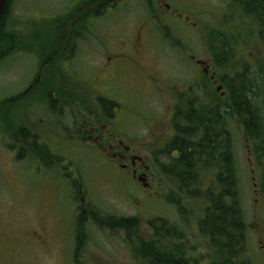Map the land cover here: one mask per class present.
<instances>
[{
    "label": "rangeland",
    "instance_id": "374dc122",
    "mask_svg": "<svg viewBox=\"0 0 264 264\" xmlns=\"http://www.w3.org/2000/svg\"><path fill=\"white\" fill-rule=\"evenodd\" d=\"M74 1H77V4L73 7ZM81 1L10 0V21L17 22L15 30L18 29L23 34L28 35L29 43L27 46L31 53L29 55L21 53L12 55L0 61V127L1 124L4 126L14 124L15 112L16 109L20 108L21 103H10L9 99L22 93L25 87L31 83L35 68L32 56L35 57L37 54H41V50H47L49 47L52 49L58 45V40H51L53 34L61 29L66 21L69 22L68 15H64V13L72 7L71 10L75 9ZM161 1V4L167 2L170 6V10H166L170 14H166V21L164 22L166 25L163 24V26L166 27L167 30H165L171 36V40L167 38L165 44L170 45L174 41L176 46L174 48L167 46L156 52V60L159 62L157 65L154 59H149L148 55L144 56L142 61L150 69L153 65L161 68L162 76L164 75L163 79L167 77L176 82L168 87L176 89L178 93H184L188 84L191 83V79L196 77V68L191 63L192 61L188 60L192 57L191 54H188L187 59L182 50L191 48L192 54L195 56L194 62L201 61L212 64L209 60L211 57L207 52V45L211 43L214 45L213 34L210 33L211 36L209 34L211 30L222 33L228 39L239 37L238 48H243L242 56H249V60H253L250 58V52L254 58L258 51H261L257 40L258 35L248 36L246 29L242 27L243 23L247 25L249 21L242 18L244 7L240 0ZM155 3L157 4V0H153L152 4ZM127 4L126 9L119 10V13H127V16L105 15L99 22L100 26L117 30V41L126 39L132 30L136 31L138 27H141L142 22L147 28L153 26L151 22L146 20L151 5L146 12L144 0H128ZM154 8L155 6L151 7L152 13ZM232 12L234 13L233 16L226 17ZM60 15L63 17L60 18ZM57 19L60 20L57 21ZM113 19L117 21V25L112 24L111 20ZM159 19L162 20L161 18L152 20L154 25L157 22L158 27L162 26L159 25ZM79 25L77 27H83V24ZM208 34L209 41H205ZM113 40L114 38L106 35L102 42V56L95 58L96 61H94L92 54L87 52V54L80 56L81 60H78L77 63H72L71 69L77 73H82L86 64V71L95 73L97 70L95 66H104L108 64L110 59L113 62L119 61L118 56L108 58L109 52L116 54L122 50L120 46L111 44ZM181 48L183 49L181 50ZM42 58L44 59L43 55ZM212 70L216 72L215 69L212 68ZM136 83H134L136 88L142 89L141 84L136 85ZM159 84L161 88L166 87L161 85L160 80ZM209 87V90H216L211 82ZM194 91L197 94L196 87ZM133 96V105L137 106L139 110L141 107L143 112L147 110L158 122L169 120L171 115L166 117L164 114L167 110L171 114L173 107L178 105L174 100L162 102V100L149 95L147 89H143L142 92L137 90ZM38 104H33L29 111H36L38 116L42 117L44 106H37ZM76 115L78 117L79 112H76ZM141 125V120L137 123L136 119L128 121L125 119L123 123V127L129 132L134 130L138 137L142 134V131L140 132ZM229 129L234 141V153L238 163V188L246 223L247 255L251 264H264V204L262 196L256 193L257 189L253 187V183H257V180L253 182L252 178H257V175L256 172L251 174L250 171H254L255 167L248 163L249 160L251 161L246 148L249 144L246 142L243 135L244 131L235 117L230 120ZM5 141L6 144L2 147ZM10 142L12 141L9 138H0V226H4L6 233L10 236L12 244L8 248L12 250L7 253L0 252V264L66 263L65 259L62 260L56 255L43 253L46 250L38 249L33 244V240L25 235L42 232L46 236L48 245L52 246L51 250L57 247L58 251L59 243L62 242L61 240L58 241V237H61L63 240L65 239L63 243L67 245V253L70 252L71 254V246L73 249L72 244L76 231L74 225L75 210L71 195L74 186L80 184V180L73 174L81 176L86 193L84 195L86 201L77 202L75 206H79L81 209H85L87 205L94 206L100 211L97 216V220L100 221H103V217L106 218V216L135 218L138 223L137 234L145 240L151 235V230L147 227L149 219L151 221L161 217L170 223L178 222L179 224L175 225L183 227L190 240L188 247L193 249L192 253L195 260L199 264L209 263L207 259L202 258L207 253V246L197 228V221L200 216H203L204 203L199 198H193L191 205H186L188 208L186 212L187 221L181 223L180 216L174 206L168 203L167 195L173 186L165 173H161L160 165H150V187L143 189L140 183L122 182L119 173L112 169L113 166L109 165L110 162L103 158L101 151L82 147L73 148L67 152V162L70 166L67 163H62L57 168L52 167L45 175L42 174V169L36 172V165L34 164L16 163L11 157L10 149L13 145ZM136 149L142 158L148 157L145 149ZM62 166H66L65 169L70 174V181L63 178ZM207 175L204 177L209 178V173ZM204 181L207 186L209 180L206 181L205 178L200 184ZM82 196L83 194H80V197ZM171 197L175 198V196ZM90 234H93L94 237H90L91 241L85 246L84 253H82L83 264H141L137 259L144 260L140 252L142 248L135 241L129 242L123 231L105 230ZM11 241H8L9 244ZM68 261L67 259V263L70 264ZM80 263L81 261L78 264Z\"/></svg>",
    "mask_w": 264,
    "mask_h": 264
},
{
    "label": "flooded vegetation",
    "instance_id": "af4514ba",
    "mask_svg": "<svg viewBox=\"0 0 264 264\" xmlns=\"http://www.w3.org/2000/svg\"><path fill=\"white\" fill-rule=\"evenodd\" d=\"M76 2L72 3V5L74 4L73 7L77 4ZM152 2L153 0H144L146 12L149 5L151 7L155 6L153 13L151 7L149 8L147 15L149 14L150 17L148 15V19H146L153 26L147 28L143 22L141 27H138L136 31L132 30L126 39L117 41V30L100 26L99 22L105 15L116 14L118 17L126 15L127 13L124 12L119 13V10L127 8L128 0H82L76 6L73 15L68 16L69 22L66 21L65 25L53 34L51 40H58V45L52 49L49 47L47 50H41V54H37L35 57L32 56L35 68L31 83L25 87L22 93L9 99L10 103H21L20 108L16 109L14 124H6L5 126L2 124L0 127V138H9L12 141L10 143L13 147L10 152L16 163L34 164L36 165V172L42 169V174L47 175L52 167L57 168L62 163H67L70 166L67 162V152L73 148L83 147L101 151L103 158L110 162L109 165L113 166L109 167L119 173L122 182L140 183L143 189L150 187V165L161 166V164L166 163V156L163 152L166 150L167 144L176 136L175 113L178 111L177 108L181 105L184 97L183 92L178 93L176 89L168 87L176 82L169 80L167 77L163 79L164 75L162 76L161 68L156 66L159 64L156 60V52L167 47L165 42L168 38V32L164 27L166 25L164 22L168 13L166 10H170V6L167 2L161 4V0H157V4H152ZM70 5L69 8H71ZM233 14L232 12L226 17H231ZM157 18L162 19L158 20L159 25H162L160 27L157 26V22L156 25L152 22ZM242 18L249 21L247 25L242 24V27L246 29V35H258L257 40L261 51H258L254 58H252V52H250V58L253 60H249V56H242L243 48L237 46V61L239 62V68L245 69V66H247L251 72H255L254 76L258 84L261 85L264 84V41L261 38L262 29L257 23L259 16L256 17L255 14L248 15L244 11ZM111 22L117 25L115 19ZM78 24H83V27H77ZM106 35L112 39L114 38L111 41L112 45L122 48L116 54L109 52L110 55L108 56V58L118 56L119 61L113 62L109 58L108 64L95 66L97 69L95 73L87 72L86 64L82 73L73 71L71 69L72 63H77L78 60H81L80 56L87 54V52L92 54L94 61H96L95 58L103 55L102 42ZM245 45L247 46L246 42ZM175 46V44L172 45V47ZM187 51L189 52L190 49L182 50L183 55L187 54ZM15 53L29 55L31 51L21 40ZM147 55L150 57L149 59H154L156 63L151 69L145 66L142 61L143 57ZM122 58L124 60H121ZM193 59V57H190L191 61ZM229 60L232 62L230 58ZM192 64L196 68V77H193L188 85H192L194 89L197 88V94L195 93V95L199 93L198 84L201 81L207 84L211 82L217 90L220 89L218 92L221 93L222 88L212 70V64L201 61H195ZM232 75L231 73L228 75V80L231 79ZM139 80L140 83H138ZM159 80L161 85L166 87L161 88ZM135 82H137L136 85L141 84L142 89L136 88ZM205 83L204 85H206ZM143 89H147L149 95L162 100V102H165V100L177 102L178 105L175 104L176 106L173 107L171 114L168 110L164 114L166 117L171 115L169 120L158 122L147 110L143 112L141 107L139 110L137 106L133 105L134 92L137 90L142 92ZM186 89L188 90V88ZM35 103H39L37 106H44L42 117H39L36 111H29V108H32ZM76 112H79L78 117ZM125 119L127 121L136 119L137 123L141 120L140 132L142 131V134L139 137L134 133V130L129 132L128 129L123 127ZM243 135L249 144L246 148L251 161L249 160L248 163L249 165L253 164L255 167V170L250 172L251 174L256 172L257 178L255 180L259 182V184H253V186H256V192L259 195L264 196V188L261 184L262 179H264V161L258 162L256 160L255 151L252 149L247 136ZM5 144L6 141L3 142L2 147ZM136 148L145 149L148 157L142 158ZM65 167L62 166L63 170L61 171L63 178L70 181V174L67 173ZM153 170L155 171L154 168ZM74 176L80 180V184L74 186L71 195L74 202V225L76 229L71 254L70 252L67 253V245L63 243L65 239L63 240L61 237H58V241H62L59 243L58 251L57 247L51 250L52 246L48 245L46 236L42 232L30 234L31 236L29 234L25 235L33 240V244L38 249L41 251L46 250L43 253L56 255L62 260L65 259V264H68L67 259L70 264H78L80 261V264H83L82 253H84L85 246L90 243V237H94L90 233L110 231L108 223L97 220L98 211L94 206L87 205L85 209L75 206L77 202L83 203L86 201L84 198L86 193L82 179L77 174H74ZM252 180L254 181V178ZM80 194H83V196L80 197ZM106 218L118 219V217L109 216H106ZM175 224L179 223L175 222ZM147 227L150 229L149 226ZM112 230L118 231L117 229ZM124 234L127 237L126 233ZM149 240L150 237L146 239V241ZM8 241H11L10 236L6 233L4 226H0V252L7 253L12 250L9 249L12 241L10 244ZM128 241L131 243L135 241L140 244L138 238L134 235H131ZM137 260L139 263L144 264V261Z\"/></svg>",
    "mask_w": 264,
    "mask_h": 264
},
{
    "label": "trees",
    "instance_id": "16d2710c",
    "mask_svg": "<svg viewBox=\"0 0 264 264\" xmlns=\"http://www.w3.org/2000/svg\"><path fill=\"white\" fill-rule=\"evenodd\" d=\"M241 2L246 14L259 16L257 23L264 41V0ZM9 4L10 0L0 20V61L13 54L21 40L24 45L29 43L28 35L15 30L17 22L10 21ZM210 33L214 45H207V52L223 96L209 90L210 83L204 81L198 84V95L194 87L188 85L175 113L176 136L163 152L166 163L161 164V173H165L173 186L167 199L181 223L187 221L186 205H191L193 198L204 203L203 216L197 221L198 232L207 246L202 258L207 259L208 264H251L238 188V163L229 126L235 117L256 153V160L264 161V84H258L255 72L247 66L239 68L236 57L239 37L228 39L222 33ZM229 72L233 74L230 80ZM207 173L209 178L204 177ZM203 178L209 180L207 186L205 181L200 184ZM261 184L264 188V179ZM103 222L108 223L110 230L128 233V240L131 235L138 238L144 264H199L193 257V249L188 247L190 240L183 227L166 219L148 221L149 241L138 236L135 218L103 217Z\"/></svg>",
    "mask_w": 264,
    "mask_h": 264
},
{
    "label": "water",
    "instance_id": "95a60500",
    "mask_svg": "<svg viewBox=\"0 0 264 264\" xmlns=\"http://www.w3.org/2000/svg\"><path fill=\"white\" fill-rule=\"evenodd\" d=\"M6 4H7V0H0V20L2 18L3 13H4Z\"/></svg>",
    "mask_w": 264,
    "mask_h": 264
},
{
    "label": "bare ground",
    "instance_id": "6f19581e",
    "mask_svg": "<svg viewBox=\"0 0 264 264\" xmlns=\"http://www.w3.org/2000/svg\"><path fill=\"white\" fill-rule=\"evenodd\" d=\"M10 38V37H9ZM7 55V54H6ZM157 156V155H156ZM192 193V192H191ZM94 225V224H93Z\"/></svg>",
    "mask_w": 264,
    "mask_h": 264
}]
</instances>
